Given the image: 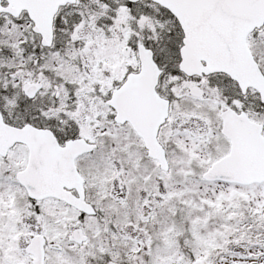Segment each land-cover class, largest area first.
Instances as JSON below:
<instances>
[{
    "label": "snow or ice",
    "instance_id": "obj_1",
    "mask_svg": "<svg viewBox=\"0 0 264 264\" xmlns=\"http://www.w3.org/2000/svg\"><path fill=\"white\" fill-rule=\"evenodd\" d=\"M0 264H264V0H0Z\"/></svg>",
    "mask_w": 264,
    "mask_h": 264
}]
</instances>
